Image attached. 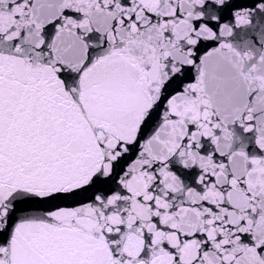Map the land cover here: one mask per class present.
Listing matches in <instances>:
<instances>
[{
    "label": "snow or ice",
    "instance_id": "1",
    "mask_svg": "<svg viewBox=\"0 0 264 264\" xmlns=\"http://www.w3.org/2000/svg\"><path fill=\"white\" fill-rule=\"evenodd\" d=\"M0 264H264V0H0Z\"/></svg>",
    "mask_w": 264,
    "mask_h": 264
}]
</instances>
